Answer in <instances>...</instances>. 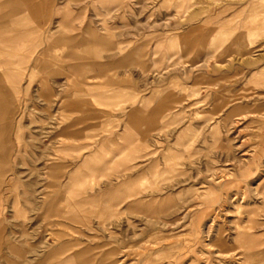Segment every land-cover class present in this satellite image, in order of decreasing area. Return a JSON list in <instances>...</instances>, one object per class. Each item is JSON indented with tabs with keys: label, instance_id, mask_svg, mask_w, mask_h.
I'll return each mask as SVG.
<instances>
[{
	"label": "rangeland",
	"instance_id": "1",
	"mask_svg": "<svg viewBox=\"0 0 264 264\" xmlns=\"http://www.w3.org/2000/svg\"><path fill=\"white\" fill-rule=\"evenodd\" d=\"M30 1L0 0V264H264V0ZM118 125L146 176L69 202Z\"/></svg>",
	"mask_w": 264,
	"mask_h": 264
},
{
	"label": "crops",
	"instance_id": "2",
	"mask_svg": "<svg viewBox=\"0 0 264 264\" xmlns=\"http://www.w3.org/2000/svg\"><path fill=\"white\" fill-rule=\"evenodd\" d=\"M116 116H120V114H116ZM115 127L118 130L101 134L98 144L93 149L85 151L75 165H78V171L85 179V185L83 191L77 196H73L69 192L66 193L69 202L78 201L79 204L84 203V205L98 204L100 207L110 209L122 208L131 199L132 182L141 176H146V170H144L145 172L141 170L134 175L129 170L132 164L146 158L147 138L130 130L119 129V125ZM57 163L54 168L48 167L47 176H51V171H54L55 174ZM110 166L115 174L112 177L114 184L110 189L94 194L92 189L95 188L93 184L94 178L97 177L95 175L103 174ZM70 177L68 175L66 180ZM91 186L93 188H90ZM139 199L142 200V196Z\"/></svg>",
	"mask_w": 264,
	"mask_h": 264
},
{
	"label": "bare ground",
	"instance_id": "3",
	"mask_svg": "<svg viewBox=\"0 0 264 264\" xmlns=\"http://www.w3.org/2000/svg\"><path fill=\"white\" fill-rule=\"evenodd\" d=\"M23 2H24V4L25 5H32V3H31V1L30 0H23ZM34 13H36V10L34 9V11H33ZM4 137H5V134H4ZM5 141L7 142L8 140L7 139H5ZM7 171V170H6ZM5 168H4V166H0V183H1V181H2V177L5 175Z\"/></svg>",
	"mask_w": 264,
	"mask_h": 264
}]
</instances>
